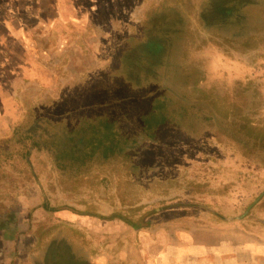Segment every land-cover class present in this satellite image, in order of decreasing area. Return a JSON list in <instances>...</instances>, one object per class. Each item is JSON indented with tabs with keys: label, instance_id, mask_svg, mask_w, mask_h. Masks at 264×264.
<instances>
[{
	"label": "rangeland",
	"instance_id": "1",
	"mask_svg": "<svg viewBox=\"0 0 264 264\" xmlns=\"http://www.w3.org/2000/svg\"><path fill=\"white\" fill-rule=\"evenodd\" d=\"M17 4L0 264H264V0Z\"/></svg>",
	"mask_w": 264,
	"mask_h": 264
},
{
	"label": "crops",
	"instance_id": "2",
	"mask_svg": "<svg viewBox=\"0 0 264 264\" xmlns=\"http://www.w3.org/2000/svg\"><path fill=\"white\" fill-rule=\"evenodd\" d=\"M21 1V0H19ZM18 0H0V75H15V74H20V69H18V66L16 68L11 67V62L18 60V57L21 55L19 54V51H13L8 49V46L10 48L11 43L16 44V46L23 44V18L19 17V12L17 10ZM17 6V7H16ZM13 27L15 28V31L13 33ZM22 32V37L18 32ZM17 48V47H15ZM17 50V49H16ZM21 60V67L23 64L24 58H19ZM17 62V64H20ZM13 88L12 84L4 83V80L0 78V139L7 137L8 131V119L9 114L7 112V108L10 106L14 105L15 101L8 102L4 98V93L5 91H9V88ZM10 88V89H11ZM12 91V89H11ZM11 118V115L10 117ZM16 119H12V122H15ZM1 206V204H0ZM6 212V211H4ZM64 215H72L69 210H64L62 212ZM4 214V213H3ZM1 216V212H0ZM25 227V225H23ZM29 227V225H28ZM18 229V228H17ZM23 229V228H22ZM24 231V230H23ZM23 231L21 232H16V241H15V251L16 252H21V254L24 252L23 246L19 245L20 239L24 236ZM0 235H2V230L0 231ZM48 246L49 243L47 242L45 246L40 250V253H42V256L48 251ZM46 257V256H45ZM84 257L87 260L88 258L90 259L91 264H98L99 262H94L96 260V256L89 257L87 250L84 252ZM88 262V260H87ZM17 264H21V261H18Z\"/></svg>",
	"mask_w": 264,
	"mask_h": 264
},
{
	"label": "trees",
	"instance_id": "3",
	"mask_svg": "<svg viewBox=\"0 0 264 264\" xmlns=\"http://www.w3.org/2000/svg\"><path fill=\"white\" fill-rule=\"evenodd\" d=\"M119 145L121 146L120 141H119ZM112 152H113L112 148H107V150L104 153H102V156L104 158H106L107 156L110 155L107 153H112ZM45 256H46L47 264H91V263L87 262V260L85 259L84 256H83L84 262L77 259L73 263H71L70 260L72 258L71 257L72 255L69 254V252L67 251V248L63 249V247L61 245H58V244L54 245L53 243L49 244L48 251H47V253H45ZM64 258H68L69 263H67L64 260Z\"/></svg>",
	"mask_w": 264,
	"mask_h": 264
}]
</instances>
